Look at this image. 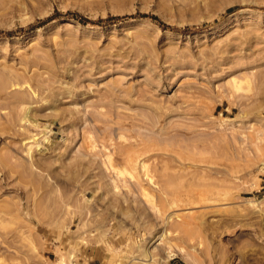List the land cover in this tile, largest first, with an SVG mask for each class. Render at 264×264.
Instances as JSON below:
<instances>
[{"label": "rangeland", "instance_id": "rangeland-1", "mask_svg": "<svg viewBox=\"0 0 264 264\" xmlns=\"http://www.w3.org/2000/svg\"><path fill=\"white\" fill-rule=\"evenodd\" d=\"M263 166L264 0H0V264H264Z\"/></svg>", "mask_w": 264, "mask_h": 264}, {"label": "bare ground", "instance_id": "bare-ground-1", "mask_svg": "<svg viewBox=\"0 0 264 264\" xmlns=\"http://www.w3.org/2000/svg\"><path fill=\"white\" fill-rule=\"evenodd\" d=\"M15 94H18V93L14 92V95H13V96H15ZM21 95H22V93H21ZM21 95H17V96L19 97V96H21ZM24 96H25V95H24ZM24 96L22 95V97H24ZM11 97H12V96H11ZM22 97H21V98H22ZM15 98H16V96H15ZM15 98H14V99H15ZM24 98H25V97H24ZM24 98H23V99H24ZM24 100H25V99H24ZM18 101H19V100H18ZM18 101H17L16 103H19ZM14 103H15V101H14ZM21 103H22V102H21ZM19 104H20V103H19ZM33 140H35V139H33ZM139 143H140V142H139ZM137 148H138V147H137ZM140 150H141V149H140ZM120 153H121V150H120ZM112 155H113V154H112ZM130 156H131V155H130ZM130 156H129L127 162H129V163L132 164V163L134 162L135 159H134V158H130ZM107 157H108V156H107ZM107 157H106V158H107ZM147 157H148V156H147ZM152 157H153V156H152ZM107 159H108V158H107ZM140 159H141V158H140ZM142 159H143V158H142ZM148 159H149V157H148ZM30 161H31V160H30ZM122 161H123V159H122ZM138 161H139V160H138ZM142 161H143V160H142ZM142 161H141V165H142V168H143V167H144V163H143ZM144 161H145V160H144ZM106 162H108V161H106ZM145 162H146V161H145ZM108 163H111V161H109ZM134 163H135V162H134ZM136 163H137V162H136ZM138 163L140 164V161H139ZM108 165H110V164H108ZM145 165H146V164H145ZM129 166H130V165H129ZM108 167H109V166H108ZM140 167H141V166H140ZM145 167H146V166H145ZM145 167H144V168H145ZM263 167H264V166H263ZM112 169H113V168H112ZM116 169H117V168H116ZM136 169H137V168H136ZM145 169H146V168H145ZM145 169H144V171H145ZM117 170H118V169H117ZM119 170H120V169H119ZM119 170H118V171H119ZM111 171H112V170H111ZM115 171H116V170H115ZM122 171H124V169H122ZM122 171H121V172L119 171V173H120L121 175L125 174V171H124V173H122ZM137 172H138V171H137ZM140 172H141V171H140ZM132 173H133V172H132ZM118 175H119V174H118ZM133 175H134V174H133ZM145 175H147V174H145ZM145 175H144V176H145ZM136 176H137V175H136ZM118 177H120V176H118ZM118 177H116V178H118ZM134 177H135V175H134ZM134 177H133V178H134ZM146 177H148V176H146ZM114 178H115V176H114ZM149 178H150V177H149ZM114 180H115V179H114ZM139 180H140V179H139ZM139 180H138V181H139ZM141 180H143V178H141ZM141 180H140V181H141ZM167 180H168V179H167ZM148 181H151V179L148 180ZM112 182H113V181H112ZM114 182H115V181H114ZM114 182H113V183H114ZM138 183H139V182H138ZM164 183H166V182H164ZM114 184H115V183H114ZM169 184H170V183H169ZM169 184H168V185H169ZM139 185H140V184H139ZM166 185H167V183H166ZM169 186H170V185H169ZM115 187H116V186H115ZM165 187H166V186L164 185V188H165ZM168 191H169V190H168ZM165 192H166V190H165ZM167 193H168V192H167ZM202 200H203V198H202ZM205 200H206V198H205ZM191 216H192V215H191ZM196 217H197L196 219H199L198 216H196ZM186 218H187V217H186ZM190 218L193 219L192 217H190ZM200 218H201V217H200ZM196 219H195V220H196ZM192 221H193V220H192ZM192 221H191V222H192ZM196 221H197V220H196ZM196 221H195V222H196ZM197 222H198V221H197ZM189 224H190V223H189ZM201 224H202V223H201ZM194 225H195V224H194ZM182 230H183V229H182ZM158 236H159V235H158Z\"/></svg>", "mask_w": 264, "mask_h": 264}]
</instances>
